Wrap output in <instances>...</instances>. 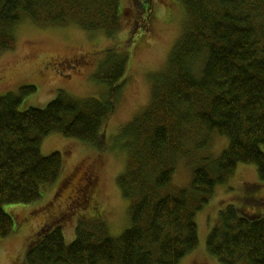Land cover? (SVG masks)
Here are the masks:
<instances>
[{"label":"trees","instance_id":"obj_1","mask_svg":"<svg viewBox=\"0 0 264 264\" xmlns=\"http://www.w3.org/2000/svg\"><path fill=\"white\" fill-rule=\"evenodd\" d=\"M178 1L187 14L185 32L155 81L150 105L121 133L127 167L117 183L130 201V226L114 238L98 220H79L71 243L61 224L45 227L29 246L25 264H180L199 245L197 214L239 165H256L264 182V0ZM121 3L0 0V57L15 49V28L24 20L113 38L122 29ZM127 61L121 52L99 77L108 88L104 100L62 91L44 108L21 111L36 87L0 96L1 238L14 230L4 206L38 201L62 174V153H41L46 137L59 133L100 146ZM213 135L226 138L227 148L211 164L193 169L190 187L169 191L186 143ZM207 250L222 264H264V216L226 206L208 235Z\"/></svg>","mask_w":264,"mask_h":264},{"label":"rangeland","instance_id":"obj_2","mask_svg":"<svg viewBox=\"0 0 264 264\" xmlns=\"http://www.w3.org/2000/svg\"><path fill=\"white\" fill-rule=\"evenodd\" d=\"M144 2L122 0V29L113 38L75 26L39 27L28 20L15 28V49L0 57V96L18 93L23 86L36 87L22 101L21 111L44 108L62 91L74 98L104 100L108 88L99 77L110 71L111 61L121 52H127L128 61L115 112L99 147L59 133L44 139L42 155L62 153V174L42 189L38 201L4 206L13 215L14 230L7 238L0 237V264H25L29 246L51 225L63 226L68 243L75 239L79 220H98L96 224L114 238L130 226V201L117 183L127 167L121 133L150 105L155 81L166 72L187 20L178 0H149L146 11ZM188 143L189 152L178 158L169 191L190 187L193 169L211 164L229 141L213 135L209 141L201 137ZM228 205L264 216V182L256 165H239L229 182L217 187L211 202L197 214L199 245L180 264H222L208 252L207 238Z\"/></svg>","mask_w":264,"mask_h":264},{"label":"flooded vegetation","instance_id":"obj_3","mask_svg":"<svg viewBox=\"0 0 264 264\" xmlns=\"http://www.w3.org/2000/svg\"><path fill=\"white\" fill-rule=\"evenodd\" d=\"M147 7H148L147 9H150V8H149V3L147 4ZM150 7H151V6H150Z\"/></svg>","mask_w":264,"mask_h":264}]
</instances>
